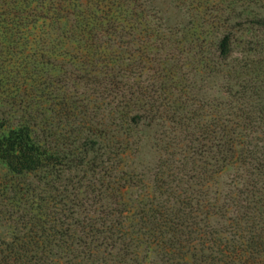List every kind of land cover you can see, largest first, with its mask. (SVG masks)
<instances>
[{"label": "trees", "instance_id": "1", "mask_svg": "<svg viewBox=\"0 0 264 264\" xmlns=\"http://www.w3.org/2000/svg\"><path fill=\"white\" fill-rule=\"evenodd\" d=\"M137 1L0 0V200L70 189L66 223L0 204V264H264V4L186 28L182 0Z\"/></svg>", "mask_w": 264, "mask_h": 264}, {"label": "rangeland", "instance_id": "2", "mask_svg": "<svg viewBox=\"0 0 264 264\" xmlns=\"http://www.w3.org/2000/svg\"><path fill=\"white\" fill-rule=\"evenodd\" d=\"M7 1H12V2H17L19 0H7ZM33 2V6H35L39 2H49V1H57L59 2V5H62L63 2L69 1V0H29ZM87 2V0H82ZM89 1V0H88ZM140 1V0H139ZM248 1H253V0H182V11L181 14V19L184 20V22L187 24V27H189V24L191 25L192 21L191 16L193 14L192 9L196 8H201L200 12L198 13V17H206V16H212L216 12V5H221L224 9L228 8L232 3L235 2L238 6L241 5L243 2H248ZM256 2H262L264 4V0H255ZM133 2H136V4H133V7L137 5V8L142 7L143 2L139 3L137 0H133ZM216 4V5H215ZM59 5L56 6L57 9H59ZM169 6V5H168ZM232 6V5H231ZM160 10L165 11L168 13V9L166 7H159ZM2 10H0L1 12ZM137 11V9H136ZM50 10L47 12H41V16L47 20H40V23L38 24L39 26L45 27V28H50V21L49 18H51V14L49 13ZM165 13V14H167ZM173 13V12H171ZM174 14V13H173ZM159 16V15H157ZM170 17V21H172L175 17L170 13L168 15ZM180 16V15H178ZM28 20H32V17H29ZM71 24V23H68ZM62 40L61 38L56 42L55 48H56V54L61 56L63 50V45H62ZM0 52L3 53L4 49L0 47ZM63 71L67 70L64 67H62ZM51 71V66L47 65L43 69V73L46 75H49ZM59 84H62V81L59 82ZM206 84H202L203 91L200 92L201 95L206 96L209 94ZM3 91V89H0V93ZM39 96V94L35 95ZM59 128V126H57ZM70 128V127H69ZM135 135L142 136V139L144 140L143 144L141 145L142 148L140 150V154L138 156H133L129 161L128 165H131L136 168H146L147 169V174H146V182L150 179L151 176V171H153L154 165L157 160V156L152 153V151L148 147V143L150 142V139L152 137V133H147L145 131H138ZM6 174V167L2 164H0V183L3 182L4 177ZM43 181L38 180V178H33L32 176L28 177L27 179L24 180H19L18 185L19 187L25 189H29V195L33 196V200L27 199V197H23L21 201H17L16 198H12L11 196H8L1 201L0 204L2 205H8L12 206L13 212H18L19 213H27V214H37V212L41 211L42 214L44 213V216L50 218V221H54L55 224H61V223H66L67 221L65 218L59 214H57L61 209H62V204L64 203L65 199V194H67V191H69V187H66V191H64V182H56L53 181L46 186L42 183ZM107 181H105L106 183ZM52 185V187H51ZM35 188L36 191H32V189ZM1 189V188H0ZM33 192V193H32ZM136 190H132L130 192L131 196L134 197L136 194ZM13 199V201H12ZM9 201H12V203H9ZM46 202V204H44ZM0 209H2V206L0 205ZM12 211V210H11ZM14 228L9 226L8 224H3L0 223V238L8 240L9 238L14 235Z\"/></svg>", "mask_w": 264, "mask_h": 264}]
</instances>
